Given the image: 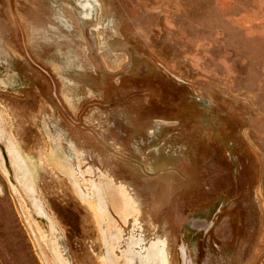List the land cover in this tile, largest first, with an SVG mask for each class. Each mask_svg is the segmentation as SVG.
I'll return each instance as SVG.
<instances>
[{"label":"rangeland","instance_id":"374dc122","mask_svg":"<svg viewBox=\"0 0 264 264\" xmlns=\"http://www.w3.org/2000/svg\"><path fill=\"white\" fill-rule=\"evenodd\" d=\"M0 264H264V0H0Z\"/></svg>","mask_w":264,"mask_h":264},{"label":"bare ground","instance_id":"6f19581e","mask_svg":"<svg viewBox=\"0 0 264 264\" xmlns=\"http://www.w3.org/2000/svg\"><path fill=\"white\" fill-rule=\"evenodd\" d=\"M11 158H12V162H14L15 164H16V167H17V169L19 170V169H23V167H21V160H20V158H18V157H16V156H11ZM14 164V165H15ZM20 164V165H19ZM21 169V171H23ZM20 175V174H19ZM23 176V177H22ZM20 179H19V181H20V184H21V186H22V188L24 189V190H26V192L31 196L30 198H32L33 196H32V190H31V188H30V183H29V181L27 180V178L25 177V173H24V171L21 173V175H20V177H19ZM28 195V196H29Z\"/></svg>","mask_w":264,"mask_h":264}]
</instances>
